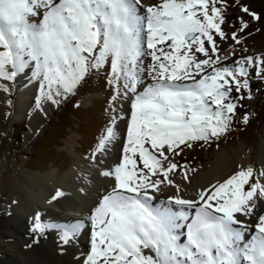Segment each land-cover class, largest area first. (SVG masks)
<instances>
[{
	"label": "snow or ice",
	"instance_id": "snow-or-ice-1",
	"mask_svg": "<svg viewBox=\"0 0 264 264\" xmlns=\"http://www.w3.org/2000/svg\"><path fill=\"white\" fill-rule=\"evenodd\" d=\"M231 8L242 15L230 17ZM260 20L242 0H0L6 97L28 72L35 111L59 106L102 70L112 92V120L86 157L109 187L88 209L90 250L76 264H264V170L240 164L191 196L174 178L189 180L174 159L184 148L248 122L237 109L251 99V81H264V54L225 51L216 38L238 47ZM117 101L121 112L128 104L126 134L109 161ZM61 196L57 189L50 199ZM29 230L31 243L57 231L63 252L80 225L58 227L37 211Z\"/></svg>",
	"mask_w": 264,
	"mask_h": 264
},
{
	"label": "rangeland",
	"instance_id": "rangeland-1",
	"mask_svg": "<svg viewBox=\"0 0 264 264\" xmlns=\"http://www.w3.org/2000/svg\"><path fill=\"white\" fill-rule=\"evenodd\" d=\"M242 2L247 4L252 11L258 13L261 20L259 22H251V28L249 29L251 35H248L246 42L238 47L233 45L230 39L227 41H221L218 37L216 38L217 44L225 51L231 50L229 45L236 47L238 55L264 54V0H242ZM228 15L230 17H235L237 15H242V13H239L235 8H231L228 11ZM244 18L249 19L247 15H245ZM233 22L237 25L239 23L238 20ZM225 30H228L227 26L225 27ZM218 54L223 56L224 51H221ZM223 62L231 63V59ZM27 74L29 75L28 77H31L30 72ZM106 78V72L103 70L98 74L95 72L89 74L78 86L71 99L45 120L44 124L40 126V134L33 138L31 137V131L28 126L29 124H27L28 119L24 122L17 123L12 117L8 119L9 117L7 115H2V122L0 121L2 129V134L0 136V156L5 154L13 161H18L22 158L24 162L27 161L26 164L23 163V166H27L29 168L27 171L33 175H43L46 172H52L59 176H65V174L68 173V168L72 162L71 155L74 153L72 151L75 150L76 154L83 157L84 154H87V152L94 146L95 142L99 140L102 129L109 126L111 122V113L113 111L110 97L112 92L110 87L106 84ZM22 79L23 76L19 75L14 84L9 82L11 93L7 97L3 92H0V98L3 101V105L6 106L5 108H13L14 98L16 95L20 94L22 89H25L18 88ZM31 85L29 87L30 89ZM251 88V99L244 98L241 101L243 106L238 107L237 109L238 115L245 112L248 113L247 123H243L241 120L237 119L230 130L222 135L219 140H213L209 143H194L191 148H184L183 152L174 159L178 163L192 170L199 166V164H211L214 161V153L217 151V147L242 141L245 143L244 151L250 153L251 162L249 164L257 170H261L260 164H257L254 147L256 145L257 134L260 128L264 125V81H261L258 78L253 79L251 81ZM19 89H21V91ZM32 91L33 94L28 93L26 97V103L29 106L34 105V96L37 94V89L34 84L32 86ZM88 97L90 98L88 99ZM123 109L125 110L124 112H127V103L124 104ZM26 115L27 117L30 116V114L27 113ZM28 135L31 137L30 141H27L26 137ZM185 161L187 162L186 164L184 163ZM56 190L57 187H53L51 184L49 190L45 192L46 195L48 194V196H50ZM33 192H36V190L34 189ZM164 198L165 197L161 195L158 197V199ZM80 204H82V202H80ZM41 208L43 211L41 209L39 212L46 222H50L58 227L71 225L68 220L64 218L62 219V217L57 218L54 212H52L53 215L50 216L48 212H46V204H43ZM52 208L55 209V206H52ZM35 212L37 211L31 209L30 214L25 213L20 218L30 224L31 217ZM11 215L13 214L0 209V245L8 249L9 247L2 240L3 233L12 232L11 236L19 240L30 239L31 236L30 230L24 233H19L17 236L14 235L15 231L10 223ZM85 217L86 216L83 215L85 224L80 226V230L82 229V232L80 233L87 232L88 227L90 226L89 217ZM74 218L78 219V216H75ZM54 231L53 234L55 237H53V239L44 235L39 238L38 243L33 244H40L42 247L47 248L49 245L47 241L51 240L54 247L51 250L53 253L52 256L61 257L64 255L63 259H61V264H65L63 261L66 260L69 254L72 256L70 257V260L76 261L86 253L83 247L78 245L77 242L78 240L81 241V238L83 237H79V239L74 241L71 245L64 246L65 250L62 252L60 250L61 245L58 240V233L57 231ZM84 236L86 235L84 234ZM86 239L87 238L84 237L82 241L86 242ZM29 242L31 243L30 240ZM48 257L50 258V256ZM15 258L16 257H14V260L17 261L18 264L29 263H27L26 260ZM12 263L16 264L15 262Z\"/></svg>",
	"mask_w": 264,
	"mask_h": 264
},
{
	"label": "bare ground",
	"instance_id": "bare-ground-1",
	"mask_svg": "<svg viewBox=\"0 0 264 264\" xmlns=\"http://www.w3.org/2000/svg\"><path fill=\"white\" fill-rule=\"evenodd\" d=\"M144 60L145 65L148 64V61L150 62V58L148 57H145ZM146 75L147 73H145V76ZM22 76L23 79L21 80V84L18 83V88L25 89H22V91L19 89L21 92L14 98L13 108H5L6 106L3 105V101L0 98V121L2 115H7L9 117L8 119L12 117L17 123L24 122L28 119L27 124H29L28 126L31 131V137L33 138L40 134V126L44 124L45 120L56 112L64 103L69 101L73 94H70V96L59 106H50L46 104L42 111H35V105L29 106L26 103L28 93L33 94L32 86L34 83L31 77H28L29 75L27 73L22 74ZM30 85L31 89L29 88ZM89 98L90 97H88V99ZM120 103V101H117V137L114 141L115 146L111 148V154L108 157L109 161L118 158L119 155L117 154H120L123 138L126 134L125 112H121ZM126 103L127 102H124L122 107H124V104ZM26 113L30 114V116L27 117ZM112 117L113 112L111 113V120ZM106 128L107 127H104L102 129L100 137L106 132ZM1 130L0 126V136L2 134ZM31 137L28 135L26 137L27 141H30ZM244 149L245 143L242 141L217 147V151L214 153V161L211 164H199V166L194 168V171L190 170L188 173L189 180H183L182 176L179 174L174 178L181 184L182 192L186 187V194L189 196L194 195L201 187H207L209 184L220 181L230 175L238 165H250V153L245 152ZM254 151L257 157V164H260L261 170H264V125L260 128L257 134ZM72 152H74L71 155L72 162L68 168V173L65 174V176H59L52 172H46L43 175H33L27 171V169H29L27 166H23L27 161L24 162L22 158L18 161H13L5 154L0 156V209L13 214L11 215L10 223L15 231L14 235L17 236L19 233L27 232L30 229L29 222L22 220L20 217L25 213L30 214L31 209L34 211H40L43 204H46V212H48L50 216H52V212H54L57 218L62 217V219H66L71 225L79 224L82 226L85 224L83 215L89 217L88 209L96 200L97 193L102 192L106 187H109V184L106 178L97 175L95 169L86 159L88 152L87 154H84L83 157L76 154L75 150ZM51 184L53 187L56 186L57 189L62 190V196L56 201L50 199L52 195L51 193V195L48 196L45 192L49 190ZM34 189L36 192H33ZM171 191L172 189L169 188L161 196L166 199V196L170 194ZM12 201H16V203H12ZM80 202H82V204H80ZM52 206H55V209L52 208ZM75 216H78V219H75ZM81 230L80 232H82ZM53 231L54 230L49 231L46 236L53 239V237H55ZM251 231L254 232L255 229L252 228ZM80 232L78 236L87 239L86 242H83V238H81V241H77L78 245L82 246L87 252L90 250V226L88 227L87 232ZM11 233L6 232L2 234V240L9 249L0 245V264H13L12 262L18 264L17 261L14 260V257L26 260L27 263L29 262L28 264L62 263L61 259H63L64 255L61 257L52 256L53 253L51 250L54 247L51 240L47 241L49 244L47 248L42 247L40 244L34 245L33 243L30 247L26 248L24 245L30 243V239H15L11 236ZM84 234L86 236H84ZM48 256H50L51 259ZM70 257H72L71 254H69L67 258L65 257L66 260L63 262L65 264H76V261L70 260Z\"/></svg>",
	"mask_w": 264,
	"mask_h": 264
}]
</instances>
